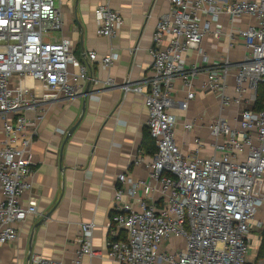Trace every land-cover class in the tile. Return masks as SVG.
Here are the masks:
<instances>
[{
    "label": "built area",
    "instance_id": "obj_1",
    "mask_svg": "<svg viewBox=\"0 0 264 264\" xmlns=\"http://www.w3.org/2000/svg\"><path fill=\"white\" fill-rule=\"evenodd\" d=\"M171 8L157 22L153 35L152 74L147 88L126 82L125 94L145 97L148 131L156 152L147 163L152 181L133 180L120 174L112 201L108 256L118 264H264L263 258L250 263L251 233L264 231V102L255 109L258 88L264 84V0H170ZM229 17L225 32L221 16ZM99 36H115L123 24L122 14L108 5L95 10ZM252 18L243 29L236 22ZM64 22L56 0H0V244L15 242L18 225L39 212L38 202L24 195L32 187V147L36 121L28 112L43 100L15 99L11 78L30 77L67 98L79 94L80 83L89 76V65L74 54L71 40L54 33ZM229 37V46L245 43L240 61L223 59L207 71L205 86L219 95V111L208 123L214 139V154L200 156L203 142L196 138L194 154L185 155L176 139L177 118L174 81L181 77L187 97L181 103L187 110L195 97L193 79L196 64L187 67L191 50L211 37ZM87 60L110 67L115 53ZM205 59L209 58L204 55ZM74 68V70H73ZM231 88V92H229ZM242 106L233 126L223 111ZM247 105V106H246ZM195 122L185 124L192 130ZM146 188L153 197H140ZM138 197L137 207L132 199ZM93 223H83L78 238L77 258L96 254L92 249ZM38 264H63L58 260L34 257Z\"/></svg>",
    "mask_w": 264,
    "mask_h": 264
},
{
    "label": "crops",
    "instance_id": "obj_2",
    "mask_svg": "<svg viewBox=\"0 0 264 264\" xmlns=\"http://www.w3.org/2000/svg\"><path fill=\"white\" fill-rule=\"evenodd\" d=\"M56 1L64 25L54 36L71 40L75 56L89 65V76L80 83L79 94L74 98H67L58 89L30 77L16 74L11 78L13 98L44 101L28 112L32 122L37 114L43 117L35 122L33 187L24 195L25 202L34 197L39 212L18 225L19 237L15 242L0 244V264H38L36 256L63 264H118L108 256L107 247L112 239V201L118 177L124 173L133 180L155 183L146 165L156 152L148 131L149 113L144 95L125 94L122 86L130 82L147 88L152 74L153 35L158 20L169 12L171 3L170 0ZM100 5H108L123 16V24L113 37L97 34L95 10ZM249 22L254 20L244 18L236 22V29L245 28ZM221 24L226 33L230 32L227 14L221 16ZM229 40L228 36L219 40L207 37L200 45L201 54L197 50L187 53V67L196 64L198 68L192 87L195 97L189 100L187 110L181 105L188 93L184 82L181 77L174 81L175 104L171 112L177 118V143L185 155L195 153L197 137L203 142L199 155L214 154V139L207 126L219 111V95L208 90L205 83L213 64L225 58L233 62L243 58L244 41L230 47ZM92 51L99 58L109 53L117 54L118 58L112 66L104 67L97 60H87ZM228 90L232 93L231 88ZM234 107L223 111L233 126L240 114L234 117L237 110ZM190 122L197 123L192 130L185 128ZM151 194L146 188L139 192L140 197L149 200L153 197L161 203L159 192ZM138 199H132L135 208ZM258 217H264V211ZM87 222L94 224L91 242L96 254L78 260V238L82 224ZM260 246L261 238L257 254ZM253 255L251 251L250 256Z\"/></svg>",
    "mask_w": 264,
    "mask_h": 264
},
{
    "label": "rangeland",
    "instance_id": "obj_3",
    "mask_svg": "<svg viewBox=\"0 0 264 264\" xmlns=\"http://www.w3.org/2000/svg\"><path fill=\"white\" fill-rule=\"evenodd\" d=\"M245 106V105H244ZM234 108H237L236 110V113H234V117H237V115L239 114V112H241V109H242V106H236ZM231 108H229L228 110H230ZM260 215V214H259ZM253 237H252V246H253V250L252 252L255 254L253 256H250L248 258V261L250 263H256V261H258L259 259L263 258V254L264 253H261V251L263 250H259L258 254H257V251H258V248H259V245H260V238L261 236L264 234V231L261 229L260 231H254L253 232ZM264 249V248H263Z\"/></svg>",
    "mask_w": 264,
    "mask_h": 264
},
{
    "label": "trees",
    "instance_id": "obj_4",
    "mask_svg": "<svg viewBox=\"0 0 264 264\" xmlns=\"http://www.w3.org/2000/svg\"><path fill=\"white\" fill-rule=\"evenodd\" d=\"M263 102H264V84H261L258 88V95L255 103V109H260L263 105ZM263 248H264V234L261 236L260 250H264Z\"/></svg>",
    "mask_w": 264,
    "mask_h": 264
},
{
    "label": "water",
    "instance_id": "obj_5",
    "mask_svg": "<svg viewBox=\"0 0 264 264\" xmlns=\"http://www.w3.org/2000/svg\"><path fill=\"white\" fill-rule=\"evenodd\" d=\"M77 126H78V124H76L75 126H73L72 129L69 131V134H68V135L72 134V132L75 130V128H76Z\"/></svg>",
    "mask_w": 264,
    "mask_h": 264
}]
</instances>
